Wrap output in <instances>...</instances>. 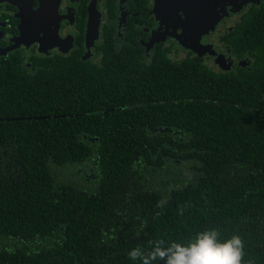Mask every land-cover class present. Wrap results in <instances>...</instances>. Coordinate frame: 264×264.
<instances>
[{
	"label": "trees",
	"instance_id": "obj_1",
	"mask_svg": "<svg viewBox=\"0 0 264 264\" xmlns=\"http://www.w3.org/2000/svg\"><path fill=\"white\" fill-rule=\"evenodd\" d=\"M230 44L250 68L3 71L0 264H144L129 253L211 227L240 235L242 264H264V1Z\"/></svg>",
	"mask_w": 264,
	"mask_h": 264
},
{
	"label": "flooded vegetation",
	"instance_id": "obj_2",
	"mask_svg": "<svg viewBox=\"0 0 264 264\" xmlns=\"http://www.w3.org/2000/svg\"><path fill=\"white\" fill-rule=\"evenodd\" d=\"M237 1L236 12L233 0L223 1L228 13L214 31L198 38L186 12L158 17L156 0H0V81L7 82L1 74L8 70L31 82L63 68L94 70L126 60L146 67L191 60L219 75L248 69L251 59L230 44V34L264 0ZM46 5L53 12H47Z\"/></svg>",
	"mask_w": 264,
	"mask_h": 264
},
{
	"label": "clouds",
	"instance_id": "obj_3",
	"mask_svg": "<svg viewBox=\"0 0 264 264\" xmlns=\"http://www.w3.org/2000/svg\"><path fill=\"white\" fill-rule=\"evenodd\" d=\"M132 258L140 256L144 264L161 258L164 264H242L243 241L240 235L221 238L215 227L196 232L187 242H171L153 247L147 255L133 249Z\"/></svg>",
	"mask_w": 264,
	"mask_h": 264
},
{
	"label": "water",
	"instance_id": "obj_4",
	"mask_svg": "<svg viewBox=\"0 0 264 264\" xmlns=\"http://www.w3.org/2000/svg\"><path fill=\"white\" fill-rule=\"evenodd\" d=\"M190 4H169L167 0H156L154 13L160 17L161 14L171 13L173 15L186 12L188 16L187 24L193 29L198 38H201L205 33L214 31L219 21L228 13L223 10L222 4L225 0H189ZM228 1V0H227ZM231 1V0H230ZM231 2L232 11L236 12V8L240 7L236 3L237 0ZM223 2V3H222ZM247 3L248 1L245 0ZM221 9V10H219ZM47 12H53L50 5H46ZM57 12V8H56Z\"/></svg>",
	"mask_w": 264,
	"mask_h": 264
},
{
	"label": "rangeland",
	"instance_id": "obj_5",
	"mask_svg": "<svg viewBox=\"0 0 264 264\" xmlns=\"http://www.w3.org/2000/svg\"><path fill=\"white\" fill-rule=\"evenodd\" d=\"M79 169L82 171V168L77 167L75 168L76 172H78ZM55 172L60 182H74L76 180V177L73 176V173L67 167L55 168ZM87 175H89V173H87Z\"/></svg>",
	"mask_w": 264,
	"mask_h": 264
}]
</instances>
